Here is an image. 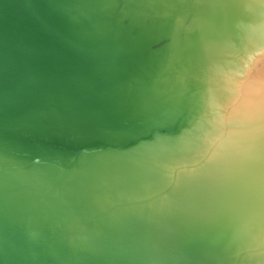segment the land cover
Masks as SVG:
<instances>
[{"label": "water", "instance_id": "1", "mask_svg": "<svg viewBox=\"0 0 264 264\" xmlns=\"http://www.w3.org/2000/svg\"><path fill=\"white\" fill-rule=\"evenodd\" d=\"M225 2L0 0V264H264V149L221 155L204 66L264 2Z\"/></svg>", "mask_w": 264, "mask_h": 264}, {"label": "bare ground", "instance_id": "2", "mask_svg": "<svg viewBox=\"0 0 264 264\" xmlns=\"http://www.w3.org/2000/svg\"><path fill=\"white\" fill-rule=\"evenodd\" d=\"M257 1L264 2V0H231V1L226 0L225 4L229 5V7L231 6V7L237 8L240 12H242V16H244L245 12L248 11V8L251 5H256L255 2L257 3ZM215 4L217 5L218 2ZM258 18H260L259 14H256V15L254 14L250 18L251 24L252 23L253 24L261 23L258 21ZM262 22H264V20ZM251 24L249 22L246 25L247 29H245V31H244L245 33L243 35L241 34V37L239 40V45H240V48H242V47H244L246 49H247V47H250L249 49L254 48L250 52H252L253 54L260 52L258 54V56H260V55L264 54V49L262 48L264 46V32L260 33L259 35H256L255 30L251 27ZM224 44H225L224 46H222V47L220 46L218 48V50H216L215 58H213V59L209 58V59L205 60L206 64L204 66L207 67L208 65H213L214 63H217V67H219V65L226 67L225 69L218 68V70H214L213 68L211 69L212 70V73H211L212 79H214L215 77L218 79L217 81L212 80L211 91L212 92L216 91L215 93H217L218 97H221L224 101H227V102H229V104H231V106H230L231 108H230L229 112L227 113V115L225 116V121H223V119L220 120L221 122L219 124L220 125L223 124L222 127L220 126L221 127L220 130L223 133H226L230 139L232 137H241V135L243 138H246V139H243V138H239L237 140L232 139L230 141V145H228V146H230L229 147L230 150L231 149L235 150V151H233L234 153H231L228 150H225V154L223 152H221V155L225 158L232 157L233 159H237V158L242 159V158H245V156L243 155L245 153L251 152L253 154V152L260 151L261 149L262 150L264 149V135L262 136V134H261V133H263L264 129L263 130L262 129H260V130L256 129L258 127H256L255 124H253V123L247 124L241 118L242 116L243 117L246 116L247 115L246 113H248V111H249V107H244V104H242V101L239 100V98L242 99L243 91L241 90V88L238 89L240 92H238L237 90L232 91V89L228 88V86L230 84L235 85V83H234L235 80L237 78H239L237 75H239V73L241 74L243 67H240V66H242V64L240 66H232V63H230V60H227V59H224L223 57H221V55L224 56V54H226V52L224 51L225 49H227L229 47L232 48L234 46V44H232L229 41H226ZM256 49L258 51H256ZM252 53H250V55ZM218 55H220V57H217ZM235 61H240V60L235 59ZM245 61L250 62V60H245ZM255 65H256V63H255ZM257 66H259V65H257ZM194 67H195V65H194ZM259 71H261V70H259ZM222 72L223 73L225 72V73L223 74ZM228 73H229V75H227ZM247 76H249V75H247ZM220 80L222 82H220ZM247 80L249 82V79H247ZM226 82H228V83H226ZM248 86L250 87L249 90L256 87V92L252 91V93H251V91H249V90L246 91L247 94L245 96L243 95L244 100L245 99L247 100V98L253 94H254V96L260 97L261 100H264V99H262V98H264V76L263 75H259L257 78L251 80L250 85H247V87ZM244 91H245V89H244ZM209 92H210V89H209ZM230 92H234V93L237 92V96L235 98L232 97ZM212 101H215V99H212ZM222 102L223 101H220V102L216 101V103H218V104L219 103L222 104ZM262 103L264 104V101H262ZM262 103H259L256 106L258 109L254 107V109H256L255 111H259L261 109H263V111H264V106L262 105ZM244 109L247 110L246 113L243 111ZM217 132H219V131H217ZM255 167L256 168H254V170L252 169V171H251V169L246 171L247 173H244V176L242 175V177H240V179L236 183L244 182L245 179H246L245 181H249V180L251 181V177H253L254 175L263 173L264 172V160H262V162L260 164H258L257 166L255 165ZM230 185L228 184V185H224V186H218L217 188H215L216 190H218V192L217 193L214 192V194L215 195L218 194V196L220 195L221 197L225 196L226 192L224 190L229 189L230 187L236 186V184H233L231 186Z\"/></svg>", "mask_w": 264, "mask_h": 264}, {"label": "rangeland", "instance_id": "3", "mask_svg": "<svg viewBox=\"0 0 264 264\" xmlns=\"http://www.w3.org/2000/svg\"><path fill=\"white\" fill-rule=\"evenodd\" d=\"M258 54L259 53L254 54L249 59H247V60H250V62H247L245 60L242 62L243 63L242 66H241V67H243L242 68V72H241V74L239 73V75H237L240 79L237 78L235 80V82H234L235 85L234 84H232V85L230 84L228 86V88L232 89V91L233 90H237L238 92H240L238 89L241 88V90L243 91V95L245 96L247 94L246 91H248L250 89V87L248 86L249 87L248 88L247 85H250L251 80L257 78L259 75H263L264 76V59H263L264 58V54L260 55V56H258ZM255 63H256V65H255ZM257 65H259V66H257ZM258 69L261 70V71H259ZM247 75H249V76H247ZM247 79H249V82H248ZM226 83H228V82H226ZM244 89H245V91H244ZM249 91H251V93H252V91L256 92V87L251 89V90H249ZM243 95H242V99L244 97ZM232 96L236 97L237 96V92H235V93L232 92ZM242 99L239 98L240 101H242Z\"/></svg>", "mask_w": 264, "mask_h": 264}]
</instances>
